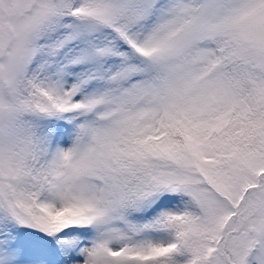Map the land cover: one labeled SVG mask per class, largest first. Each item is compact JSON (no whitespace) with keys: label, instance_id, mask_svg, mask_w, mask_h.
<instances>
[{"label":"snow or ice","instance_id":"6c2138e0","mask_svg":"<svg viewBox=\"0 0 264 264\" xmlns=\"http://www.w3.org/2000/svg\"><path fill=\"white\" fill-rule=\"evenodd\" d=\"M0 264H264V0H0Z\"/></svg>","mask_w":264,"mask_h":264}]
</instances>
